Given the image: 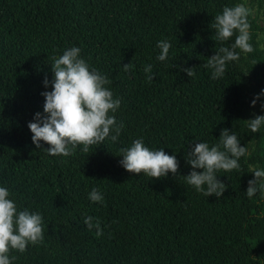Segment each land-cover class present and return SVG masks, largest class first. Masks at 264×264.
I'll list each match as a JSON object with an SVG mask.
<instances>
[{
    "label": "trees",
    "instance_id": "16d2710c",
    "mask_svg": "<svg viewBox=\"0 0 264 264\" xmlns=\"http://www.w3.org/2000/svg\"><path fill=\"white\" fill-rule=\"evenodd\" d=\"M237 2L245 0H0V184L44 223L43 239L13 250L12 264H264V200L244 193L249 165L264 167V130L246 131L243 121L260 114L249 101L264 88V0H247L253 51L221 79L205 67L220 45L208 25ZM160 39L172 44L167 62L155 59ZM70 45L108 76L124 129L116 143L49 156L32 145L26 123L42 111L52 55ZM149 63L153 80L143 71ZM223 128L237 132L247 152L239 172L218 173L221 196L204 197L182 177L190 170L182 147L211 145ZM141 136L150 148L175 152L176 174L151 178L118 164V148ZM92 187L102 204L88 199ZM85 216L99 221V236Z\"/></svg>",
    "mask_w": 264,
    "mask_h": 264
},
{
    "label": "clouds",
    "instance_id": "9594fccd",
    "mask_svg": "<svg viewBox=\"0 0 264 264\" xmlns=\"http://www.w3.org/2000/svg\"><path fill=\"white\" fill-rule=\"evenodd\" d=\"M252 14L253 9L245 0L224 5L212 18L208 27L214 31L215 40L220 45L205 64L210 79L223 78L230 62L236 61L241 54L253 51L249 42V17ZM225 41H228L227 45ZM155 47L158 49L155 59L167 62L171 42L160 39ZM181 64L175 65L178 71L185 72L188 77L194 74L192 67H181ZM121 67L127 71L128 63ZM152 67L150 63L143 66L148 80H153L155 75ZM50 70L51 77L42 79L45 89L40 93L43 97L42 111L35 112L26 123L32 145L49 156H69L78 146L81 151L87 152L89 146L104 144L106 140L116 143L124 123L114 115L121 100L107 87L110 83L108 76L91 66L77 45L67 46L59 54H53ZM258 102L260 114L253 113L243 120L246 131L252 133L264 130V88L253 95L249 107ZM182 148L185 149L184 160L190 169L182 176L185 183L204 197L214 195L217 198L226 188L225 183L218 179L221 175L218 173L239 172L240 158L247 152L245 145L240 144L237 132L227 128L220 130L216 142L211 145L199 139V142L190 141L187 147L183 144ZM117 151L120 157L118 164L130 173L160 178L176 174L178 169L174 151L169 154L163 147L150 148L142 136L120 146ZM248 172L252 173V178L246 182L245 195L249 198L258 195L264 200V167L249 165ZM87 197L91 202L103 203V193L96 187L88 191ZM83 222L89 230L95 228L97 236L101 234L98 220L85 216ZM43 229L41 213L18 206L10 189L0 184V264H12L16 259L15 255H10L13 250L23 253L29 244L41 241Z\"/></svg>",
    "mask_w": 264,
    "mask_h": 264
},
{
    "label": "rangeland",
    "instance_id": "374dc122",
    "mask_svg": "<svg viewBox=\"0 0 264 264\" xmlns=\"http://www.w3.org/2000/svg\"><path fill=\"white\" fill-rule=\"evenodd\" d=\"M261 27L262 29L259 31L258 36H257V42H258V46L261 50L264 51V16H261Z\"/></svg>",
    "mask_w": 264,
    "mask_h": 264
}]
</instances>
